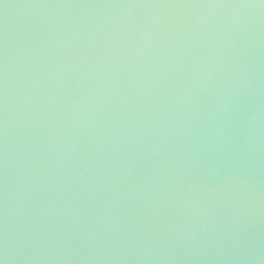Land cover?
Masks as SVG:
<instances>
[{
    "label": "water",
    "instance_id": "1",
    "mask_svg": "<svg viewBox=\"0 0 264 264\" xmlns=\"http://www.w3.org/2000/svg\"><path fill=\"white\" fill-rule=\"evenodd\" d=\"M0 264H264V0H0Z\"/></svg>",
    "mask_w": 264,
    "mask_h": 264
}]
</instances>
